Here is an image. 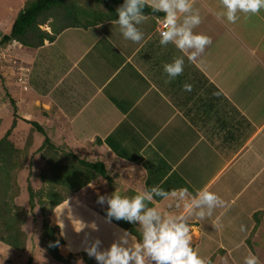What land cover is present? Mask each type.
Instances as JSON below:
<instances>
[{
	"label": "crops",
	"instance_id": "crops-1",
	"mask_svg": "<svg viewBox=\"0 0 264 264\" xmlns=\"http://www.w3.org/2000/svg\"><path fill=\"white\" fill-rule=\"evenodd\" d=\"M192 4L201 16V23L194 32L211 38V43L195 60H189V53L181 52L172 43L167 46L159 43L161 31L157 29L156 18H164V15L147 14V19L139 25L144 33L139 43L125 39L116 21H104L87 28L69 27L54 40H44L35 48L37 59L28 63L32 68L31 80L15 78L12 81L6 77L7 69H1L0 94L5 98L0 95V113L6 112L2 105L5 107L11 98L15 106L11 114L14 112L19 119L37 121L34 119L37 115L45 121L53 118L55 124L44 127L50 130L48 134L53 140L62 138L57 131L62 125L66 126L65 131L74 133V137L78 134L89 136L85 146L77 140L69 148L101 159L108 169L117 170L118 175L125 174L127 184L123 189L133 187L139 192L146 187L159 186L170 193H178L183 189L181 185L187 184L193 196L207 188L229 203L236 202L242 194L250 204L263 198L264 10L248 19L240 13V19L231 24L217 18L219 0H192ZM0 24L6 33L1 18ZM94 29L98 34L89 47L75 43L80 34ZM67 32L70 34L68 41ZM8 42L15 48L20 45L14 40L3 44ZM178 56L184 58L183 74L164 89L160 83L167 79L163 65ZM56 57L65 60L63 67L50 66ZM42 63L45 65H40ZM23 66L19 64V68ZM185 83L192 85L190 92L184 91ZM215 88L226 102L216 95ZM12 89L17 95L11 94ZM26 93L31 98L28 106L37 103L34 118L28 116V111H20L16 104L15 97ZM229 106L235 108L236 111H230L237 121L221 126L219 113L229 111ZM54 110L59 111V118ZM207 112L213 114L212 122L205 120L204 114L207 118L210 115ZM78 120L85 123L77 129ZM95 121L96 127L91 125ZM244 127V132L246 128L249 132L241 135L243 129L240 128ZM95 137L101 142L96 143ZM130 154H139L144 164L129 161ZM120 164L126 168L130 166L131 172L123 173L117 168ZM73 197L66 198L51 212L63 224L62 231L70 233L68 243L63 241L62 244L68 251L85 252L86 236L93 237L87 232L91 223L86 216L99 224L94 231L104 233V238L100 239L104 248L125 231L112 221L106 222L95 204L89 201V205H80L81 215L74 216L84 220L85 227L78 231L82 227L78 225L77 233H72L71 225L75 222L66 228L60 218L64 205ZM173 199L171 195L167 200L154 199L153 206L165 214L187 215L188 221L197 223L189 226L199 229L201 219L188 213L185 206L188 201ZM69 207L74 208V203ZM225 207L218 216L225 213ZM241 207L250 217L257 210V207L246 208L242 204ZM230 213L235 216L236 210ZM82 235L85 236L81 240L83 246L76 247Z\"/></svg>",
	"mask_w": 264,
	"mask_h": 264
},
{
	"label": "trees",
	"instance_id": "trees-1",
	"mask_svg": "<svg viewBox=\"0 0 264 264\" xmlns=\"http://www.w3.org/2000/svg\"><path fill=\"white\" fill-rule=\"evenodd\" d=\"M123 2L124 0H24L18 8L9 30L2 35L0 43L16 40L23 46L38 48L44 40H54L55 36L66 28H87L104 21H116L118 19L116 9ZM144 12L146 15H164L162 12L153 13L147 6ZM41 25H45L47 28H42ZM215 93L226 102L224 96L216 88ZM8 100L15 111L14 101L11 98ZM214 107L217 108V106ZM220 107L224 108L223 105ZM230 110L236 111L233 106L230 107ZM13 115L19 118L14 112ZM204 117H206L205 120L208 119L206 113ZM21 119L28 122L35 132L42 136V140L36 148L38 159L42 163L37 172L40 184L35 188L29 180L30 177H27L25 190L28 207L14 202V198L20 192L16 176L19 172L21 174L26 165L27 153L33 143V138L27 136L21 147L16 146L14 141L9 138L11 128L16 123L13 118L0 136V242L16 250H24L25 231L22 225L25 223L28 213L37 205L42 215L40 239L44 242L46 253L55 262L70 264L73 256L68 254L63 257L59 253L57 244L62 242V239L56 234L58 226L56 224L49 225L46 213L88 183L96 179L105 180L107 183L111 182L118 172L108 169L101 159L89 157L88 154H79L69 147L55 143L37 121ZM219 124L222 126L227 123L221 121ZM95 141L96 143L101 142L99 137H95ZM128 160L144 164V160L140 159L139 154H130ZM179 179L182 178L179 177ZM186 185L181 186L191 190L190 186ZM137 192L133 187H126L121 191V194L132 196ZM160 198L155 197L154 199ZM153 202L154 200L149 205L150 207L153 206ZM106 210L107 204L98 211L103 217H106ZM263 215L264 208L257 209L251 214L254 223L249 234L244 238L245 244L250 249L252 247L249 240L250 235L257 229ZM111 221L130 233L135 239L140 238L138 225L124 220L112 219ZM188 223L189 225L197 224L195 221H188ZM223 252V248H216V253L222 254ZM81 257L85 264H97L96 260L89 257L86 252H83Z\"/></svg>",
	"mask_w": 264,
	"mask_h": 264
},
{
	"label": "rangeland",
	"instance_id": "rangeland-1",
	"mask_svg": "<svg viewBox=\"0 0 264 264\" xmlns=\"http://www.w3.org/2000/svg\"><path fill=\"white\" fill-rule=\"evenodd\" d=\"M22 3L23 0H0V18L2 24H4V27L7 29V31L9 25L11 24L15 16L17 9L22 5ZM41 27L46 28L45 25H41ZM94 30L95 31L92 32L85 31L84 34H80V36L78 37L77 41H75V43H77L78 45H84L89 47L93 42V40L95 39L96 34H98L97 29ZM81 32L83 31L81 30ZM4 33L5 32L2 31V27H0V37L1 34ZM66 35L68 41L70 39L69 32H67ZM18 46H19L18 48H15V46L12 45L10 46V42H8L7 44L0 43V71L2 68H6L7 69L6 77L12 81L15 78L16 79L19 78L22 81H26V79L31 80L30 77L32 76V68L29 66L28 63L32 64V59L36 58L38 55H35V48L26 47L23 45H18ZM51 52L54 53L53 49H51ZM76 53L77 51L74 54ZM40 62L41 59L39 60V63ZM20 63H22L25 66V68L24 66L22 68H19ZM65 63L66 62L63 58L56 57L53 60V62L50 63V66L53 67L55 65L56 67H63ZM37 65L38 64L36 63V66ZM40 65L44 66L45 63H42ZM39 69H41V67ZM166 78L167 79H162V81L160 82L163 84L162 86H164V89L168 87L170 83L168 81L167 75ZM3 87L1 86L2 91H5ZM8 89L11 90L10 87H8ZM10 92L12 95L13 94L17 95L15 94L16 93L15 89H12V91ZM0 95L2 96V98H5V95L3 94ZM216 95L218 94L216 93ZM15 98L18 109H20V111L21 110L25 112L28 111L29 112L28 116L29 117L32 116V118H34L36 115V113H34V107L36 106L35 105L36 102L28 106V100H30L31 98L28 96L27 93L23 95H19ZM4 108H6V112L5 110H3V113H0V136L4 133L5 129L10 125L13 118H15L16 121L15 126L11 128V131L9 133V138H11L14 141V144L18 147H21L27 136H31V138H33V143L31 142L32 144L27 153L26 165L23 168L21 174L19 172V174L16 176V181L19 185L20 192L14 198V202L16 204L26 206L27 208L28 207L26 202L27 193L25 190L27 177H30L29 180H31V183L35 188L38 187L40 184V180H38L37 178V172L42 163L38 159L36 148L37 146H39V143L42 140V136L38 132H35V130L31 127V125L28 122H25L24 120L19 119L18 117L11 114V108H12L11 102H7L5 107L2 105V109ZM207 113L210 114L208 115L209 116L208 119L212 122V119L214 117L213 114L210 112ZM58 114L59 111L56 112L54 110V115L57 118H59ZM218 118L220 119V122L223 121L224 123L227 124L228 123L233 124V122L237 121L236 115L234 113H231L230 111L229 112L223 110L220 111ZM34 119H36L42 125L43 128L50 127L53 126L52 124H55L52 121L53 118L49 120L47 119L48 121L47 122L42 116L37 115V117ZM83 123L85 122L78 120L77 129ZM91 125L96 127L97 122L96 121L95 123L91 122ZM209 126L211 127V125ZM216 129H221V128L216 127ZM240 129H243L241 131V135L249 132L248 128H246L247 131L246 133L244 132L245 127ZM65 130H66V126L62 125L59 129H57L58 134H61L62 138H55V140H53L52 138L51 139L55 143H58L63 147H71V144L74 145L75 141L77 140L80 141L82 145L85 146V143H87L90 140L89 136H81L78 134L74 137V133H72L71 131L67 132ZM44 131L46 132L47 135H49L48 134L50 132L49 129ZM72 149L74 150V148ZM117 168L118 169L121 168L123 173L126 170L127 173L128 171L131 172L130 166L126 168L122 166V164H120L119 167L117 166ZM123 175L125 174H120V175L117 174L114 177V179L108 183L105 182V180L96 179L93 182L88 183L86 186L82 187L79 191H77L74 194V197L71 198L69 202H67L66 205H64L63 207V213L61 215L60 220L62 219V223L66 225V228L69 227L68 225L69 223L75 222L74 226L71 225V228L74 229L72 233L76 234L77 233L76 229H78V225L83 226L81 222L84 224V220H82L81 218L79 219L76 218L81 215L80 205H83V203L85 204L87 202L89 203L90 201L95 204L96 209L99 210L100 208H102L104 205H100L97 203L98 196L110 195L111 192H113L114 190L121 192V190H123L122 186H125L127 184L126 175L125 176ZM224 201H225V205H227L224 209L225 212L224 214L222 213L221 216H218V213H220L221 209L223 208H217L214 210L213 213L214 216L210 218H206L204 220H200L201 226L199 227V229L190 227L191 234L193 236V247L198 250L200 255L204 257H211L213 264H244L245 258L248 255L249 251H251L253 254H255L258 257L260 264H264V215L262 216V219L259 222L255 232L252 235H250L249 240L252 243V247L250 249L245 244L244 238L249 234V231L251 230L254 221L251 219L249 215H247L248 214L247 210L241 207L242 204L246 208H250V207H257L256 209L263 208L264 196L259 200H253L252 204L248 203L249 200L243 199V194L241 195V198H238L236 202L229 203L228 200H224ZM245 201H247V203ZM70 203H74V208L69 207ZM232 209L236 210L235 216L233 213H230ZM51 212L52 210L48 211L46 213V216L49 225L58 224L57 225L58 231L56 232V234L60 236L62 239V242L57 244L59 253L63 257H66L68 254H72L73 259L70 261V264H85L83 258L81 257V255H83V252H80L78 250L75 252L74 251L70 252L68 251L67 248H65L64 245H62L64 243L63 241H66V243H68L70 233H68V231H62L63 224H60L58 220L55 219L53 213L51 214ZM86 217L87 218L85 219L87 220L90 219V223H91V226L87 229L88 230L87 232L90 233L93 237H99L100 239H103L104 233H97L94 231L93 225H95L96 227L99 226L96 220H93L89 216ZM41 218H42L41 210L37 205H35L33 210L30 213H28L25 223L22 225L25 231L24 250L19 251L0 242V264H62L52 260L44 249V242L41 241L40 239ZM210 219L213 220V223ZM241 225L245 226L246 231L240 230ZM82 238H85V236L82 235L80 237V240H77L75 244L76 247L83 246L81 242ZM217 247L223 248L224 252L222 254L216 253Z\"/></svg>",
	"mask_w": 264,
	"mask_h": 264
},
{
	"label": "clouds",
	"instance_id": "clouds-1",
	"mask_svg": "<svg viewBox=\"0 0 264 264\" xmlns=\"http://www.w3.org/2000/svg\"><path fill=\"white\" fill-rule=\"evenodd\" d=\"M146 6L153 13H164V28L159 40L162 46L172 43L181 52H188L189 60H195L211 43L209 36L194 32L201 23V16L198 10H194L192 0H124L116 9V24L125 39L134 43L143 40L144 33L139 25L147 19L144 12ZM261 10H264V0H219L216 16L235 24L240 19V13L248 19ZM184 63V58L178 56L163 65L169 82L183 74ZM183 89L190 92L192 85L185 83ZM170 195L179 201L187 200L185 206L188 213L195 214L201 220L211 217L215 209L225 207V201L207 188L194 196L187 188L180 189L178 193H170L159 186H152L132 196L122 195L120 191L114 190L110 195L97 198L98 204L107 203L106 222L110 223L115 219L136 224L140 238L134 239L130 233L123 231L104 248L99 237L86 236L84 251L97 264H213L211 257L200 255L193 247L187 215L165 214L158 208L149 206L155 197L167 200ZM81 224L83 226L78 231L84 228V224ZM93 228L98 230L95 225ZM240 230L246 231L245 226L241 225ZM244 264L260 262L249 251Z\"/></svg>",
	"mask_w": 264,
	"mask_h": 264
},
{
	"label": "built area",
	"instance_id": "built-area-1",
	"mask_svg": "<svg viewBox=\"0 0 264 264\" xmlns=\"http://www.w3.org/2000/svg\"><path fill=\"white\" fill-rule=\"evenodd\" d=\"M157 21V29L162 31L164 28V18H156Z\"/></svg>",
	"mask_w": 264,
	"mask_h": 264
}]
</instances>
